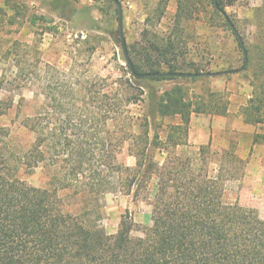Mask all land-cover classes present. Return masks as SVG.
<instances>
[{"label":"trees","instance_id":"obj_1","mask_svg":"<svg viewBox=\"0 0 264 264\" xmlns=\"http://www.w3.org/2000/svg\"><path fill=\"white\" fill-rule=\"evenodd\" d=\"M235 1L177 0L168 33L149 40L143 50L129 53L137 73L210 72L209 62L188 59L190 38L197 32V27L191 25L202 21L210 28L217 19L222 20L236 37L243 64L247 59L239 73L249 79L252 96L241 112L247 123L264 124V49L252 48L241 36L245 54L224 16L226 7ZM49 5L52 11L68 18L76 11L71 0H51ZM23 6L18 0H0V13L13 11L9 22L14 23ZM164 15L160 9L159 18ZM135 51L141 56L139 60L134 57ZM254 58L263 62L250 71ZM231 69L234 68L222 67L214 72L229 73ZM201 78L137 79L128 66L118 81L99 78L104 83L101 88L79 82L77 89L68 82L72 115L67 118L66 128L52 114L49 119L54 126L47 134L40 112L25 116L22 125L36 135L22 156L27 169L37 168L48 156L58 161L60 155H68L66 174L74 179L89 178L86 184L91 191L118 189L135 200H150L152 224L143 230L142 237H135L132 231L137 224L127 213L122 215L118 231L110 234L67 211L56 190L31 186L10 176L7 160L0 158V264H264V218L255 208L225 201L227 181L243 174H231L223 162H233L239 168L246 162L244 159L223 149L214 161L211 155L219 151H211V141L200 146L197 164L190 156L169 154L163 163L156 158L157 149L159 153L168 152L188 144L193 114H223L228 110V102L213 97L214 106L208 105L202 96L190 94L182 83ZM166 80L178 82L161 89L152 83ZM53 93L54 103L55 88ZM140 101L145 104L144 111L137 116L132 105ZM76 102L80 105L76 106ZM10 107L0 99V116L7 114ZM109 124L120 127L109 129ZM99 125H103L106 136L92 141L90 129ZM163 126L167 130L165 139L159 134ZM68 130L77 137L71 138ZM47 137L50 144L44 150ZM260 139L264 137L255 136V142ZM128 141L136 158L134 166L116 160L117 152ZM96 162L98 166L94 167ZM213 162L219 164L218 168H212ZM87 169L91 174L87 175Z\"/></svg>","mask_w":264,"mask_h":264},{"label":"rangeland","instance_id":"obj_2","mask_svg":"<svg viewBox=\"0 0 264 264\" xmlns=\"http://www.w3.org/2000/svg\"><path fill=\"white\" fill-rule=\"evenodd\" d=\"M18 1L24 3V6L21 8L22 14L17 16L14 23L9 22L13 11L7 8L6 13H0V99L4 100V105L11 106L7 114L0 116V131L1 128L8 131L0 132V158L7 160L10 176L31 186L56 190L67 211L103 227L110 234L118 231L122 215L129 213L137 224L132 235L142 237L143 230L152 224L150 200H135L132 196L118 192V189L91 191L86 184L89 178L83 176L74 179L66 174L69 171V163L66 161L68 155H60L58 161L48 156L33 170L27 169L22 159L36 136L22 125L25 116L40 112L47 126V134L54 126L49 119L52 114L55 119H59L58 124L66 128L67 118L72 115L67 97L70 82L77 89L79 82L96 84L97 88H101L104 83L99 82V78L118 81L126 73L128 65L121 47L117 4L110 0H71L76 5V11L68 18L52 11L49 5L51 0ZM119 1L123 6L124 33L129 52L143 50L149 46V40H158L170 30L177 0ZM263 5L264 0H236L226 7L241 36L246 38L252 48L256 46L264 49ZM160 9L165 14L162 18H159ZM193 24L191 26L197 27V32L190 38L192 49L188 59L196 62L203 60L201 63L204 64L209 62L207 69L210 72L229 66L237 69L243 65V54L236 37L222 24V20L217 19L215 26L210 28H206L202 21ZM134 57L139 60L141 56L135 51ZM262 62L254 58L250 71ZM176 82L166 80L152 83L161 89ZM182 83L191 91L190 94L202 96L211 106H214L213 97L228 102V105L238 106L241 102H248L252 96L249 79L239 72L207 75L196 81ZM54 88L56 101L53 103ZM79 105L76 102V106ZM144 105L141 101L132 105L137 116H142ZM210 115L213 114L203 113L192 117L195 126L193 139L196 142H190L188 135L187 145L161 153L157 149V160L163 163L169 154L181 155L190 156L197 164L200 146L208 144L199 143L205 140L206 135L202 136L198 132L202 130V124L203 129H206L205 123ZM73 118L77 122V116ZM261 124L256 123L255 128H261ZM108 127L117 129L120 126L116 124L111 127L109 124ZM90 130L92 141H96L98 136H106L103 125ZM166 132L163 126L159 132L161 138L165 139ZM222 134L211 136V151H219L218 155L212 154L211 158L218 160L224 149L246 161L239 168L233 162H223L222 166L231 174H243L227 181L225 201L255 208L264 218V139L252 145L248 131H236L226 136ZM68 135L74 139L77 137L71 130H68ZM261 135L264 136V130ZM45 144L43 148L47 150L50 144L48 137ZM116 160L127 166L135 165L136 158L132 155L129 141L117 152ZM96 166L97 162L94 164ZM211 166L218 168L219 164L213 162ZM86 173L91 174L88 169Z\"/></svg>","mask_w":264,"mask_h":264},{"label":"crops","instance_id":"obj_3","mask_svg":"<svg viewBox=\"0 0 264 264\" xmlns=\"http://www.w3.org/2000/svg\"><path fill=\"white\" fill-rule=\"evenodd\" d=\"M249 97V95H248ZM248 102H241L238 106L234 105L232 106L229 105L228 110L223 113V114H213L209 116V120L205 123L206 129H203V124L202 130L198 132L200 135H206L205 140L200 141L199 143L204 144V143H209L210 141H213V138L211 139V136L213 137L216 133H223V136L226 135H231L236 131H248L249 135L252 138V145H257L258 142H255V136L256 135H261V131L264 130L263 126L264 124H261L262 127L255 128V124L252 123H247L245 121V117L241 112V109L246 106ZM198 114H193V116H197ZM192 116V117H193ZM258 125V124H257ZM194 118L191 119L190 123V129H189V140L192 142L194 136ZM212 131V132H211ZM264 137V136H263ZM196 142V141H195Z\"/></svg>","mask_w":264,"mask_h":264},{"label":"water","instance_id":"obj_4","mask_svg":"<svg viewBox=\"0 0 264 264\" xmlns=\"http://www.w3.org/2000/svg\"><path fill=\"white\" fill-rule=\"evenodd\" d=\"M117 4L118 7V15H119V34H120V41H121V47L123 51L124 58L126 60L127 65L129 66L132 74H134V77L137 79H144L148 77H154V76H174V77H203L207 75H218L226 72H144V73H137L134 68V64L132 61V58L130 56L128 45L124 33V12H123V6L122 3L119 0H110ZM225 19L227 22H229L230 26L232 27L233 31L236 33L238 38L240 39L244 52L247 55V51L245 49L241 34L238 30V28L235 26V24L231 21L229 15L227 13L224 14ZM247 63V59L245 61V64H243L240 68L233 69L228 71L229 73H236L240 72L245 68V65Z\"/></svg>","mask_w":264,"mask_h":264}]
</instances>
